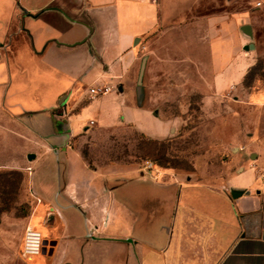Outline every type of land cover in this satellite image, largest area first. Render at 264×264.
I'll list each match as a JSON object with an SVG mask.
<instances>
[{"label":"crops","instance_id":"0c3cea01","mask_svg":"<svg viewBox=\"0 0 264 264\" xmlns=\"http://www.w3.org/2000/svg\"><path fill=\"white\" fill-rule=\"evenodd\" d=\"M187 1L0 0V173H22L26 225L48 243L36 258L21 246L19 258L0 253V264H264V128L201 182L98 160L104 138L130 126L163 136L165 127L134 126L145 107L135 69L142 40ZM197 2L214 10L204 15L214 92L232 87L238 101L263 107L264 83L241 93L264 57V0ZM102 84L111 90L89 98Z\"/></svg>","mask_w":264,"mask_h":264},{"label":"rangeland","instance_id":"374dc122","mask_svg":"<svg viewBox=\"0 0 264 264\" xmlns=\"http://www.w3.org/2000/svg\"><path fill=\"white\" fill-rule=\"evenodd\" d=\"M197 4V0L183 2L181 14L142 40L147 45L141 49L135 81L141 58L146 56L145 107L135 113L134 126L152 135L165 127L163 136L150 137L130 126L104 138L98 160L151 163L149 171L154 176L176 172L183 179L201 182L222 172V166L245 146L249 133L264 128V106L238 101L232 87L221 94L214 92L209 25L204 16L214 10ZM263 83L264 57H259L244 77L241 96ZM82 139L81 148L87 152L89 137ZM21 177L18 170L0 173V240L7 242L0 253L15 258H19L26 219L31 215L30 205L18 197Z\"/></svg>","mask_w":264,"mask_h":264},{"label":"built area","instance_id":"2783aa9c","mask_svg":"<svg viewBox=\"0 0 264 264\" xmlns=\"http://www.w3.org/2000/svg\"><path fill=\"white\" fill-rule=\"evenodd\" d=\"M260 2H257L256 5H259ZM111 90V87L102 84L94 85L88 88L89 98H95L101 95L108 93ZM90 124H93V120H90ZM147 168H151V163H146ZM43 237L35 227L26 225L21 242L20 255L23 258H31L38 256L42 253L43 250Z\"/></svg>","mask_w":264,"mask_h":264},{"label":"water","instance_id":"95a60500","mask_svg":"<svg viewBox=\"0 0 264 264\" xmlns=\"http://www.w3.org/2000/svg\"><path fill=\"white\" fill-rule=\"evenodd\" d=\"M241 30L243 31V33L245 35H247L248 37H251V28L249 25H244ZM253 48V45L250 43L246 46H244V49L245 50H248V49H252ZM146 59L147 57L144 56L142 57L141 59V62H140V67H139V71H138V76H137V82H136V93H137V97L139 98V101L141 102L142 100V96H143V87H142V82H143V74H144V68H145V64H146ZM231 196L232 198H237L239 196H241L243 194V191H236V190H232L231 191ZM47 242L46 240L43 241V251L46 250V246H47Z\"/></svg>","mask_w":264,"mask_h":264}]
</instances>
